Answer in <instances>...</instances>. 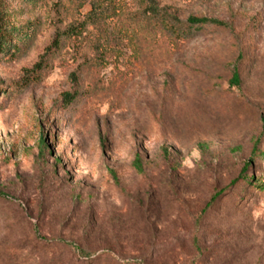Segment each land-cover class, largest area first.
<instances>
[{
    "label": "rangeland",
    "instance_id": "obj_1",
    "mask_svg": "<svg viewBox=\"0 0 264 264\" xmlns=\"http://www.w3.org/2000/svg\"><path fill=\"white\" fill-rule=\"evenodd\" d=\"M152 3L0 0V264H264V0Z\"/></svg>",
    "mask_w": 264,
    "mask_h": 264
},
{
    "label": "trees",
    "instance_id": "obj_2",
    "mask_svg": "<svg viewBox=\"0 0 264 264\" xmlns=\"http://www.w3.org/2000/svg\"><path fill=\"white\" fill-rule=\"evenodd\" d=\"M144 2H149V9L155 13L159 12L156 8H154V4L152 3V0H142ZM172 33L175 35L183 36L186 34H189L191 32L195 33H202L205 31H218V30H227L229 28V23L222 19L217 18H205V17H199V16H190L185 21V23H182L177 18H172V21L167 26ZM8 33L5 31V28H3V19L0 18V53H3L6 51L8 41H10L11 37H8ZM16 51H12L8 53L10 56H14V53ZM26 84L27 82H23ZM230 83L236 87L240 85V78H239V72L237 70H234L231 74ZM76 97V94L72 93H64L63 94V105L68 106ZM263 127H264V119H263ZM261 138V137H260ZM256 140L254 145L252 146V155H257L259 152L258 150V143L259 140ZM38 155L39 158L45 157V151L48 149V146L45 144V142L42 140L38 143ZM133 167L137 172H142V160L141 157L137 154L135 155L134 161H133ZM247 169V166H245L242 170V174L234 179L230 185H234L239 182H243L245 185H247L249 188H252L255 191L263 192L264 191V179L262 178H254V177H248L247 175H243L245 170ZM220 193V192H218ZM217 195V194H216ZM214 195V197H216Z\"/></svg>",
    "mask_w": 264,
    "mask_h": 264
}]
</instances>
